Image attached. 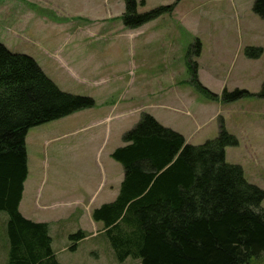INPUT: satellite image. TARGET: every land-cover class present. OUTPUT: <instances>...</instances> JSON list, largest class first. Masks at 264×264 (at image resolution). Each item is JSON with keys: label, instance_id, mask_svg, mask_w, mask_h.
<instances>
[{"label": "rangeland", "instance_id": "1", "mask_svg": "<svg viewBox=\"0 0 264 264\" xmlns=\"http://www.w3.org/2000/svg\"><path fill=\"white\" fill-rule=\"evenodd\" d=\"M140 1L139 14L177 3L145 0L141 5ZM217 2L225 14L221 19ZM252 4L253 0H182L171 14L126 29L121 20L123 0H0V43L12 53L33 58L60 90L95 103L93 108L29 130L28 179L35 183L27 197L29 209L43 212L42 206L55 202L52 209L57 213L69 210L73 197L86 185L96 189L105 181L106 159L122 173L121 165L107 155L124 145L122 135L142 113L193 146L215 139L223 122L238 141L237 146L225 148L226 163L240 166L246 182L264 192V101L257 96L264 83V20L252 12ZM196 42L200 56L195 54ZM250 46L263 49L260 59L245 56ZM192 63L197 64L198 81L218 95L217 100L190 85L188 64ZM224 89L246 90L250 95L223 102ZM113 103H120L126 114L118 118L111 112L112 118L101 121ZM38 191L42 198L35 202ZM78 230L93 235L74 251H62L71 246L68 237ZM101 230V223L85 212L81 218L73 215L53 223L57 261L141 264L132 257L118 261ZM4 238L0 228V239ZM249 264H264V258Z\"/></svg>", "mask_w": 264, "mask_h": 264}, {"label": "trees", "instance_id": "2", "mask_svg": "<svg viewBox=\"0 0 264 264\" xmlns=\"http://www.w3.org/2000/svg\"><path fill=\"white\" fill-rule=\"evenodd\" d=\"M126 29H136L175 4L137 13V0H123ZM143 5V0L140 1ZM252 12L264 20V0H253ZM251 60L262 48L247 47ZM196 56L200 43L196 42ZM190 85L210 100L218 95L197 77V64H188ZM235 89L220 95L223 102L249 96ZM257 96L264 101V83ZM89 97L60 90L33 58L12 53L0 43V212L7 214L6 264H60L51 248L47 223L25 219L18 210L27 177L25 138L34 127L93 108ZM113 150L123 179L116 199L94 209L91 219L103 225L115 257L141 264H249L264 258V192L246 182L240 166L225 161V148L237 139L219 124L215 139L193 146L178 132L142 113L135 126ZM87 234L69 235L74 251Z\"/></svg>", "mask_w": 264, "mask_h": 264}, {"label": "crops", "instance_id": "3", "mask_svg": "<svg viewBox=\"0 0 264 264\" xmlns=\"http://www.w3.org/2000/svg\"><path fill=\"white\" fill-rule=\"evenodd\" d=\"M143 1H144V3H146L145 0H143ZM176 1H177V3L175 4L173 11H176L177 5L182 0H176ZM217 4H218V2L216 3V5ZM219 4L217 6L215 4L214 5L216 6V8L219 7L217 11L222 13L219 15V17L221 19L222 17H225V14L223 13V11L220 8L221 4L220 5ZM155 20H153V21H155ZM222 40H223V42H225L228 40V38H225ZM262 51H263V49H262ZM262 54H263V52H262ZM261 56L258 59H260ZM258 59H255V60H258ZM198 73L199 72L197 69V77L199 78ZM200 83L202 84V82H200ZM173 84L177 85L174 82H173ZM110 108L111 109H109L108 114L105 117H103L101 121H108L110 118H112V117H110L111 112L113 113L112 114L113 117H118V118L121 117L122 115L126 114L122 111L120 103L119 104L113 103ZM154 119L158 123H160L156 118H154ZM164 127H166V126H164ZM112 152L113 151H111L107 155V157L111 158L110 154ZM106 160H105V165L107 166L108 173L104 175L105 181L102 184H100L96 189H90V187L88 185H86L84 187V191L82 193H80V195L78 197H73V201L70 202V203H73L72 207H70L69 210L64 211L62 213H57L56 210L52 209L55 205V202L51 203V205L46 203L44 206H42V208L45 210L43 212H33L29 209V207L27 206V202H28L27 197L29 196V193L33 190L35 183L29 181V179H28L29 169H28V165H27L28 173H27L26 179L23 182V190H22L21 199H20V202L18 205V210L21 213V215L27 220H30V221L35 222V223H47L48 224L49 236L51 238V248H52V251L54 252L55 256H56V252H55L54 248L52 247V236H51V228L53 226V223H57L58 221H62L63 219L69 218L73 215H77V218H81L84 212L87 213L91 217V213L94 209L100 207L103 204L113 202L116 199V197L118 196L120 184H121L122 179H123V172L121 173L120 170L118 168H116L115 163H113L112 161H108V160L106 161ZM102 169L105 173L106 169L103 166H102ZM55 175H56L55 169H53L52 170V178L55 177ZM38 198H42V194L40 191H38V193L35 197V202L37 201ZM0 213H4V212H0ZM32 217H35V218H32ZM7 219H8V217H7L6 213H5V216L0 215V228L2 229V232L5 235L4 240L0 239V264H6V262H7V250H8V241H7V232H6ZM96 223H100V222H96ZM99 227H95V228H99ZM101 229H102L101 231H103L102 223H101ZM96 231H98V229H96ZM91 235H93V234H90V233L87 234V236H91ZM65 250H68V247H62V251H65Z\"/></svg>", "mask_w": 264, "mask_h": 264}]
</instances>
